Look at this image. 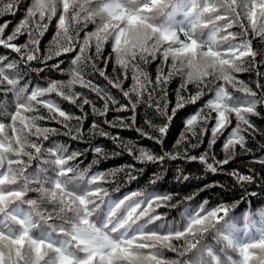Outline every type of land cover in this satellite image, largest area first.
<instances>
[{"label": "snow or ice", "instance_id": "snow-or-ice-1", "mask_svg": "<svg viewBox=\"0 0 264 264\" xmlns=\"http://www.w3.org/2000/svg\"><path fill=\"white\" fill-rule=\"evenodd\" d=\"M21 2L0 0V17L14 15ZM53 21L56 33L42 54L41 38ZM8 27L7 22L0 23V49L4 50L0 52V97H11V102L0 98V264H128L131 259V242L113 240L103 231V225L97 227L90 222L93 209L88 207L87 193L78 197L85 209L78 225L61 228L57 234L51 230L37 234L34 210L39 207L38 198L32 194L30 185L39 187L48 181L57 188H66L76 175V166L71 161L78 162L83 155L79 151L69 152L62 144L46 147L43 142L60 132L43 126L42 121H55L65 129L64 135L83 141L85 106H90L91 112L98 116H106L109 111H131V116H116L103 122L110 128H134L142 138L159 145V153L124 141L103 130L95 120L87 135L106 137L130 155L138 151L133 158L141 164L160 165L163 169L168 162L179 159L185 163L197 162L212 174L224 172V166L238 154L237 149L241 154H251L249 138L257 133L264 135V130L252 119H264L261 111L264 109V50L253 43L254 38L264 41V0H30L25 16L10 32ZM234 27L239 32L230 31ZM22 36L26 39L19 43ZM221 41L233 42L221 48ZM108 44L111 54L104 58L105 66L114 57L115 65L121 69L119 75L109 76L95 63ZM77 48L67 81L48 79L42 86L28 79L31 71L38 74L50 68L63 72L60 66L63 61L54 64L49 61ZM157 59L161 63L153 80L144 65ZM33 62L43 67L33 68ZM89 64L92 71L85 72ZM129 71L133 84L125 89ZM95 73L119 90L128 104H120L109 90L88 78ZM238 73H254L255 89L239 80ZM176 76L182 78V83L175 106L168 114L167 86ZM190 85L195 86V93L183 95ZM229 85L243 95H233L228 91ZM77 86L95 93L104 101L103 107H96L84 91H75ZM208 93L212 97L186 119L174 150H166L165 138L176 113L186 104H196ZM53 96L71 103L80 114L65 111ZM141 103L166 117L160 125L146 120L155 134L136 127V110ZM205 136L208 141L204 151L190 154V150L201 147ZM221 136H225L224 156L218 159L214 147ZM181 145L186 146L181 150ZM91 151L98 157L107 156L99 145ZM253 162L264 167V159L260 157H254ZM44 163L54 167L55 175L50 179L41 176V172L48 171L43 168ZM37 164L40 167L33 173L27 171ZM126 167L128 178L136 179L131 171L135 165ZM122 170L117 168L114 172ZM84 171L80 170V178ZM176 171L177 181L190 179L181 167ZM227 175L245 191L248 185L264 181V176L255 169H249L248 174L234 169ZM159 178V174H154L153 182ZM256 195L250 193L252 197ZM60 199L63 202L64 195ZM73 202L70 197L68 206ZM207 205V200L201 202L190 215L185 233L195 237L196 230L202 235L210 228L215 229V239L222 250L216 252L208 246L216 257L214 264H264V207L245 210L237 220L230 215L235 204ZM197 245L198 241H193L189 246ZM202 257L203 254L200 264H203Z\"/></svg>", "mask_w": 264, "mask_h": 264}, {"label": "trees", "instance_id": "trees-1", "mask_svg": "<svg viewBox=\"0 0 264 264\" xmlns=\"http://www.w3.org/2000/svg\"><path fill=\"white\" fill-rule=\"evenodd\" d=\"M30 0H22L15 14H7L0 17V23L7 22L10 32L17 23L25 16V10L28 7ZM230 31L239 32V29L234 27ZM56 33V22L53 21L45 35L41 38V50L43 52L48 48L50 42ZM83 36V33H81ZM26 37H20L19 43H23ZM233 41H221V48H226ZM254 46L264 50V41L253 39ZM0 49V52H3ZM79 49L74 52L62 54L60 57L49 61V64L63 61L60 65L63 72L45 69L44 72L37 74L35 71L28 73V79L33 83H39L42 86L47 84L48 79L67 81L72 69L71 61L77 55ZM94 53V49L91 50ZM91 54V53H90ZM111 54L110 44L106 45L100 60L95 61L99 68L104 69L109 76L119 75L121 69L115 65L114 57L108 60L105 66L104 58ZM14 55V54H13ZM161 63L159 59L144 65L150 77L154 80L157 74V66ZM33 68L43 67L36 62H33ZM113 68L116 69L113 72ZM167 71V66H165ZM85 72H91L89 66L84 68ZM237 78L245 83H248L255 89L256 76L254 73H238ZM99 86L110 91L120 104H128V100L123 97L122 93L108 85L107 81L100 77L98 73L88 77ZM264 82V80H262ZM182 83L180 76L174 77L167 86L168 89V114H171L172 108L175 106L176 94ZM131 71L128 73V79L124 81L123 87L128 89L132 86ZM75 91H84L88 98L95 101L96 107L102 108L104 101L100 100L95 93L85 89H80L77 86ZM196 88L190 85L188 91L182 94L188 96L194 94ZM228 91L235 96L243 94L228 86ZM212 93L206 94L196 104H186L183 109H180L169 125V132L165 138V149L168 151L174 150L176 140L185 128V121L199 108H201L206 100L212 97ZM134 96V94H133ZM11 102V97H0ZM60 103L61 107L67 111L79 115V110L67 101H63L59 97H52ZM146 98V97H145ZM163 103V102H161ZM112 108V105H109ZM264 115V109L261 110ZM87 118L84 122L85 139L83 141L73 140L69 136L64 135L65 129L55 121H42L43 126L59 129V135H53L48 141H44L46 147H52L55 144L67 146L68 151H79L83 155L76 162L71 163L76 166V175L69 181L68 186L57 188L55 183L44 181L39 187L36 184L30 185L32 194L38 198V209L36 213V230L47 232L51 230L54 234L63 229H68L70 226L78 225L81 215L85 209L80 205L78 197L82 194H88V207L93 209L92 215L89 217L90 222L100 227L103 225V231L113 240L131 242L132 251L131 259L128 264H200L201 254H203V264H214L216 257L212 251L208 249L211 246L212 250L220 252L221 245L215 239V229L210 228L202 235L197 231V236H192L185 233V229L190 224V215L196 212L198 205L207 200L208 207L216 206L220 203L235 204L230 212V215L237 220L245 210L254 211L260 207H264V181H258L255 184L248 185L247 191L235 183V180L227 175L232 170H238L240 173L248 174L249 169H255L260 175L264 176V167L259 163H254V157L264 159V135L255 134L249 138L248 146L253 150L251 154H241L237 149V155L226 166L224 172L212 174L207 172L202 165L197 162L185 163L183 160L170 161L164 167L154 164H141L134 160L133 155H138V151L134 154H129L127 150L118 147L110 139L101 136L89 137L87 129L95 120L99 123L103 130L118 135L126 142L135 143L137 147L143 146L159 153L161 148L153 141L142 138L133 129L110 128L104 124V120H112L116 116H131L132 112H115L109 111L106 116L94 115L91 112L90 106H85ZM47 115L46 110H44ZM137 124L136 127H142L146 132L155 134L154 130L146 123V120L153 124L160 125L166 121L165 116H161L154 108H149L145 104L138 105L136 110ZM255 125L264 130V119L253 117ZM73 124L75 121L72 122ZM214 123V121H213ZM235 121H233V126ZM211 127V124L208 125ZM230 131V129H229ZM210 134V133H209ZM190 136V133L188 134ZM227 133H225V136ZM225 136H221L214 147L215 154L218 159H222L224 153L222 144ZM208 137H204V143L200 148L190 150V154L198 155L207 147ZM194 142V141H193ZM102 146L107 156H97L91 149L94 146ZM186 145H181L180 149ZM120 153V155H115ZM51 157H49V160ZM135 165V171L132 173L136 179H129V169L127 165ZM37 164L34 167H29L27 171L33 173L35 168H39ZM183 169V174L188 175L190 179L186 182H179L175 179L177 168ZM43 168L48 171L41 172V176H48L49 179L55 175L54 167L51 163H44ZM117 168H123L122 171L114 172ZM80 170L83 172V178H80ZM103 172V173H101ZM154 174H159L160 178L153 182ZM205 185H211L205 189ZM222 185V186H221ZM8 187V186H6ZM251 192L257 193L255 197L250 196ZM53 193H56L54 196ZM67 193V195H65ZM96 193V195H92ZM166 194L171 195L167 198ZM64 195V201L61 202L60 196ZM192 196V199L188 197ZM74 201L69 205V198ZM195 230V229H194ZM66 238V237H57ZM193 241H198L197 246L190 247ZM234 254V253H233Z\"/></svg>", "mask_w": 264, "mask_h": 264}]
</instances>
